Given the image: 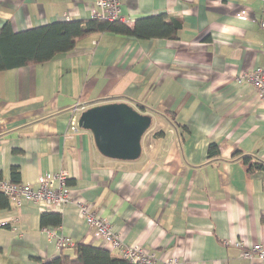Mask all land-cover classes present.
I'll use <instances>...</instances> for the list:
<instances>
[{
	"label": "crops",
	"instance_id": "0c3cea01",
	"mask_svg": "<svg viewBox=\"0 0 264 264\" xmlns=\"http://www.w3.org/2000/svg\"><path fill=\"white\" fill-rule=\"evenodd\" d=\"M121 2L128 25L159 14L180 18L177 38L92 33L50 61L0 72L1 179L11 181L12 167L17 183L65 171L72 199L110 222L124 244L153 253L156 264H264L241 255L264 245V169L250 171L242 159L264 164V99L237 80L264 69V3ZM91 8L90 0H0V29L84 21ZM243 8L248 21L237 17ZM107 103L151 117L138 158L102 155L92 133L78 126L82 111ZM210 142L218 146L214 156ZM45 228L118 255L75 206L49 211L24 203L0 209V264H48L73 252L58 250Z\"/></svg>",
	"mask_w": 264,
	"mask_h": 264
},
{
	"label": "trees",
	"instance_id": "16d2710c",
	"mask_svg": "<svg viewBox=\"0 0 264 264\" xmlns=\"http://www.w3.org/2000/svg\"><path fill=\"white\" fill-rule=\"evenodd\" d=\"M182 27L180 18H167L164 14L140 18L132 25L125 21H106L88 19L84 21L68 20L52 22L46 25L14 32L5 24L0 29V72L40 64L52 60L57 54L67 53L74 48L76 39L99 32H110L131 36L139 40L151 38L176 39ZM209 156L218 154L215 142L208 144ZM243 162L249 165V170L264 169L260 160L251 162L248 156H242ZM1 179V175H0ZM19 170L11 168V181L19 182ZM7 208V198L0 190V209ZM52 222L60 223V216L56 215ZM42 224L45 216L41 218ZM48 264H133L119 255H114L109 250L86 242H76L72 253H60Z\"/></svg>",
	"mask_w": 264,
	"mask_h": 264
},
{
	"label": "built area",
	"instance_id": "2783aa9c",
	"mask_svg": "<svg viewBox=\"0 0 264 264\" xmlns=\"http://www.w3.org/2000/svg\"><path fill=\"white\" fill-rule=\"evenodd\" d=\"M92 3L91 18L106 21H124L122 17L121 0H90ZM264 3V0H261ZM237 17L239 20L248 21L250 11L246 8L241 9ZM259 26L263 34L262 51L264 52V18L260 20ZM239 82L249 83L264 99V69L255 67L239 76ZM81 106V105H80ZM77 110H84V107H77ZM70 130H77V121L73 118L70 122ZM67 173L63 170L49 175L39 176L33 183H14L10 180L0 179V190L7 198L9 209H19L24 203H33L49 211H56L64 206H75L86 224L92 228L104 246L110 250H116L118 255L133 264H156L155 255L148 253L140 246H128L123 243L121 238L111 227L110 222L90 210L87 203L75 201L69 192V186L66 183ZM4 225V224H1ZM49 238H54L58 250L75 248V243L70 237L59 235L56 230L45 228L44 230ZM243 258L258 259L264 261V245L262 243L254 244L249 249L241 252ZM175 260L168 258L166 264H174Z\"/></svg>",
	"mask_w": 264,
	"mask_h": 264
},
{
	"label": "water",
	"instance_id": "95a60500",
	"mask_svg": "<svg viewBox=\"0 0 264 264\" xmlns=\"http://www.w3.org/2000/svg\"><path fill=\"white\" fill-rule=\"evenodd\" d=\"M151 117L125 103L92 106L80 114L78 126L93 135L98 151L109 158L134 160L141 153V138Z\"/></svg>",
	"mask_w": 264,
	"mask_h": 264
}]
</instances>
